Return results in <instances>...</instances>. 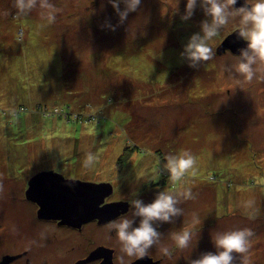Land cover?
Returning a JSON list of instances; mask_svg holds the SVG:
<instances>
[{"label": "rangeland", "instance_id": "obj_1", "mask_svg": "<svg viewBox=\"0 0 264 264\" xmlns=\"http://www.w3.org/2000/svg\"><path fill=\"white\" fill-rule=\"evenodd\" d=\"M50 2L58 10L51 24L39 7L17 16L14 0H0L1 239L11 226L31 224L33 206L21 195L37 164L51 172L67 165L100 181L93 183H111L110 199L124 202L192 189L195 199L179 205L183 215L157 224L173 253L163 254V264L215 251L211 233L237 228L254 232L247 255L250 264H264V80L244 82L228 71L239 53L218 52L239 17L209 41L213 58L193 68L181 53L210 19L199 0L188 20L181 18L187 0H141L122 24L108 0ZM65 109L69 118L60 116ZM181 149L196 164L172 185L163 157ZM88 152L96 159L86 168ZM163 177L166 185L152 183ZM248 200L255 219L243 207ZM71 218L63 222L74 224ZM178 224L194 233L187 249L171 240Z\"/></svg>", "mask_w": 264, "mask_h": 264}, {"label": "clouds", "instance_id": "obj_2", "mask_svg": "<svg viewBox=\"0 0 264 264\" xmlns=\"http://www.w3.org/2000/svg\"><path fill=\"white\" fill-rule=\"evenodd\" d=\"M117 16L118 24H122L130 12H135L141 0H108ZM121 3L124 8L121 9ZM237 0H199V6L204 11L205 19L201 22L200 32L194 33L184 45L181 57L190 67H197L213 58L215 53L209 45L214 37L219 35L220 29L228 24L230 18L239 17L238 37L247 42V46L239 50L238 60L228 71L242 77L244 82L253 79L264 80V0H246L241 7H235ZM250 5V6H249ZM17 16L27 15L39 7L42 16L48 23H54L58 11L50 0H14ZM197 0H187L186 10L181 17L188 20L194 14ZM106 27L115 30L118 25L106 22ZM22 37H18L21 39ZM95 156L88 152L84 159V167H91L95 163ZM163 172L168 173V183L182 184L186 174L193 169L196 158L190 150L181 149L176 154H166L163 157ZM136 197L137 194L133 193ZM195 199L190 187H183L170 191H157L154 200L145 203L142 199L133 198L128 201L131 209V218L127 215L109 221L107 228L114 231L120 244L121 264L124 256L144 258L150 249L157 246L165 256H171L172 249L161 244L162 233L157 230V224L173 223L174 219L183 215L179 207L182 201ZM254 201L244 202L246 214L255 219L258 210L254 208ZM139 218L138 224L136 218ZM194 223H199L194 220ZM176 249H187L192 243L194 233L184 228L170 234ZM254 232L250 228H237L211 233V243L215 251L202 252L198 258L186 257L188 264H250L247 253L251 247V238ZM239 257V259H238Z\"/></svg>", "mask_w": 264, "mask_h": 264}, {"label": "flooded vegetation", "instance_id": "obj_3", "mask_svg": "<svg viewBox=\"0 0 264 264\" xmlns=\"http://www.w3.org/2000/svg\"><path fill=\"white\" fill-rule=\"evenodd\" d=\"M227 51L233 52L231 49H227ZM39 164L29 174V178L41 172L49 171L48 167H40ZM53 171L67 179L100 182L90 177L80 176L77 168L67 165L62 169H53ZM83 171L85 173L86 169ZM167 178L163 177L160 180L152 181V183L156 186L166 185ZM28 181L26 191L29 187ZM49 186H38L37 190L40 193L44 189L48 190L47 187ZM115 194L116 188L113 185L112 194L105 197L101 206L106 203L124 202L117 197L110 199ZM38 198H41L40 195L36 196L35 200ZM21 199H26L33 206L31 224L18 226V228L11 226L8 228L10 231L8 235L4 236V239H1L0 234V264H121L120 257L123 254L120 252L119 241L115 232L107 228V223L121 215H127L131 218L129 204L125 212L119 209L116 215L109 219L101 220L95 217L81 223L75 221L74 224H69L63 222L65 219L41 218L38 201L28 199L26 192L23 196L21 195ZM126 202L128 203V201ZM181 226V224L172 226V230L177 232ZM5 228L7 230V227ZM165 228L157 226L162 237L167 235ZM169 230L171 233V229ZM151 250H155L154 254ZM162 258L163 253L157 246H154L149 250L148 255L141 259L125 255L124 264H163Z\"/></svg>", "mask_w": 264, "mask_h": 264}, {"label": "water", "instance_id": "obj_4", "mask_svg": "<svg viewBox=\"0 0 264 264\" xmlns=\"http://www.w3.org/2000/svg\"><path fill=\"white\" fill-rule=\"evenodd\" d=\"M246 0H237L235 7H241ZM250 6V5H249ZM238 29L230 33L221 43L218 52L231 49L239 53V50L247 46L243 38L238 37ZM39 193L38 186H48ZM113 185L111 183H93L81 181L79 179H67L63 175L45 171L32 177L29 187L26 191L30 200L40 195L36 199L40 205L39 216L41 218H59L65 219L67 216L72 217L77 222H83L87 219L98 217L99 219H109L114 217L117 211L127 210V202L104 203L105 197L111 195ZM120 211V212H121ZM77 216V217H74ZM74 221V222H75Z\"/></svg>", "mask_w": 264, "mask_h": 264}, {"label": "trees", "instance_id": "obj_5", "mask_svg": "<svg viewBox=\"0 0 264 264\" xmlns=\"http://www.w3.org/2000/svg\"><path fill=\"white\" fill-rule=\"evenodd\" d=\"M60 113H62V114H60V116H66L67 118H69V116H70L69 114H71V112L67 111V109H65V111H60ZM81 118L83 119L84 117H82V116L80 118L76 117V119H78V120L81 119Z\"/></svg>", "mask_w": 264, "mask_h": 264}]
</instances>
